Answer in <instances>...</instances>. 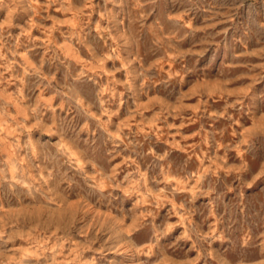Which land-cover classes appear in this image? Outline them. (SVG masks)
I'll return each instance as SVG.
<instances>
[{
	"label": "rangeland",
	"instance_id": "obj_1",
	"mask_svg": "<svg viewBox=\"0 0 264 264\" xmlns=\"http://www.w3.org/2000/svg\"><path fill=\"white\" fill-rule=\"evenodd\" d=\"M0 264H264V0H0Z\"/></svg>",
	"mask_w": 264,
	"mask_h": 264
}]
</instances>
